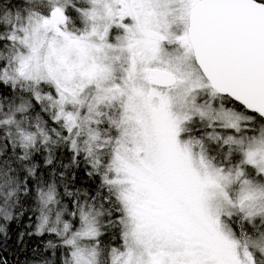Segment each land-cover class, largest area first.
Returning <instances> with one entry per match:
<instances>
[{"label": "snow or ice", "instance_id": "obj_1", "mask_svg": "<svg viewBox=\"0 0 264 264\" xmlns=\"http://www.w3.org/2000/svg\"><path fill=\"white\" fill-rule=\"evenodd\" d=\"M0 264H264V0H0Z\"/></svg>", "mask_w": 264, "mask_h": 264}, {"label": "trees", "instance_id": "obj_2", "mask_svg": "<svg viewBox=\"0 0 264 264\" xmlns=\"http://www.w3.org/2000/svg\"><path fill=\"white\" fill-rule=\"evenodd\" d=\"M16 226L15 225H13V228H15Z\"/></svg>", "mask_w": 264, "mask_h": 264}]
</instances>
